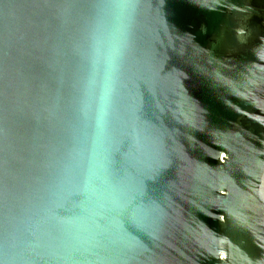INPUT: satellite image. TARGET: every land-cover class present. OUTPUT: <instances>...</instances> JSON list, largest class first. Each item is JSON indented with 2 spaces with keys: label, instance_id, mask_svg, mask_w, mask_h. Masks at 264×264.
I'll use <instances>...</instances> for the list:
<instances>
[{
  "label": "water",
  "instance_id": "water-1",
  "mask_svg": "<svg viewBox=\"0 0 264 264\" xmlns=\"http://www.w3.org/2000/svg\"><path fill=\"white\" fill-rule=\"evenodd\" d=\"M133 2L94 202L66 165L98 0H0V264H264V0Z\"/></svg>",
  "mask_w": 264,
  "mask_h": 264
},
{
  "label": "clouds",
  "instance_id": "clouds-1",
  "mask_svg": "<svg viewBox=\"0 0 264 264\" xmlns=\"http://www.w3.org/2000/svg\"><path fill=\"white\" fill-rule=\"evenodd\" d=\"M133 0H98L87 37V73L80 113L84 131L69 153L66 169L80 175L87 201L102 202L110 187L107 166L109 125L121 62L130 46ZM81 218L69 221L81 223Z\"/></svg>",
  "mask_w": 264,
  "mask_h": 264
}]
</instances>
